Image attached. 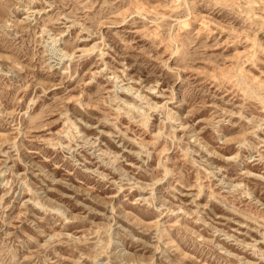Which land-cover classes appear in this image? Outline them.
Returning a JSON list of instances; mask_svg holds the SVG:
<instances>
[{"label":"rangeland","instance_id":"1","mask_svg":"<svg viewBox=\"0 0 264 264\" xmlns=\"http://www.w3.org/2000/svg\"><path fill=\"white\" fill-rule=\"evenodd\" d=\"M0 264H264V0H0Z\"/></svg>","mask_w":264,"mask_h":264},{"label":"bare ground","instance_id":"2","mask_svg":"<svg viewBox=\"0 0 264 264\" xmlns=\"http://www.w3.org/2000/svg\"><path fill=\"white\" fill-rule=\"evenodd\" d=\"M186 25V24H185ZM126 97V96H125ZM158 154V153H157ZM163 154V153H162Z\"/></svg>","mask_w":264,"mask_h":264}]
</instances>
